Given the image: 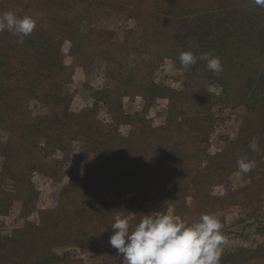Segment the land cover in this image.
Returning <instances> with one entry per match:
<instances>
[{"label":"rangeland","instance_id":"obj_1","mask_svg":"<svg viewBox=\"0 0 264 264\" xmlns=\"http://www.w3.org/2000/svg\"><path fill=\"white\" fill-rule=\"evenodd\" d=\"M4 12L36 27L22 44L0 32V264H126L115 219L161 214L213 215L220 264H264V8L0 0ZM185 51L223 70L185 69Z\"/></svg>","mask_w":264,"mask_h":264},{"label":"clouds","instance_id":"obj_2","mask_svg":"<svg viewBox=\"0 0 264 264\" xmlns=\"http://www.w3.org/2000/svg\"><path fill=\"white\" fill-rule=\"evenodd\" d=\"M253 3L264 8V0H253ZM35 27L36 21L31 16L0 14V32L9 31L18 37V43L22 44ZM178 58L185 69L201 60L213 75L223 70L220 59L210 53L197 57L185 51ZM9 136V132L0 131V144L7 143ZM249 148L253 152L261 151L257 138L253 137ZM237 167L242 174H247L256 167V161L242 157L237 160ZM222 227L210 214H201L199 222L191 225L168 214L144 215L134 226L129 219L117 217L111 225L109 244L126 264H220L221 246L226 242Z\"/></svg>","mask_w":264,"mask_h":264}]
</instances>
